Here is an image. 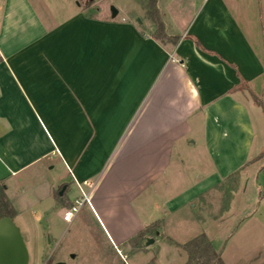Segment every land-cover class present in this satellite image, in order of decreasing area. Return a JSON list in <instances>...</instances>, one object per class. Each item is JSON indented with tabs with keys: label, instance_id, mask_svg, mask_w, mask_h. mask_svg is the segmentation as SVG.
I'll return each instance as SVG.
<instances>
[{
	"label": "crops",
	"instance_id": "0c3cea01",
	"mask_svg": "<svg viewBox=\"0 0 264 264\" xmlns=\"http://www.w3.org/2000/svg\"><path fill=\"white\" fill-rule=\"evenodd\" d=\"M74 1L0 0L5 192L15 177L58 166L70 180L57 187L89 182L82 206L118 258L157 221L140 249L148 237L181 244L167 236L166 217L202 231L195 202L253 159L247 101L264 91V45L240 0H158L174 44L152 38L138 17L94 15ZM56 183L49 195L65 209L80 193L61 205Z\"/></svg>",
	"mask_w": 264,
	"mask_h": 264
},
{
	"label": "rangeland",
	"instance_id": "374dc122",
	"mask_svg": "<svg viewBox=\"0 0 264 264\" xmlns=\"http://www.w3.org/2000/svg\"><path fill=\"white\" fill-rule=\"evenodd\" d=\"M240 2L243 3L241 5L245 16L250 14L252 36H257L264 45V0ZM49 3L54 5L55 2L50 0ZM74 4H79L94 15H99L102 10L109 14L110 6H113L119 10L118 17L126 15L135 23V18L138 17L141 28L149 34L153 32V24L146 16L140 0H75ZM157 8L159 10L158 0ZM159 12L164 22L162 13L160 10ZM165 32L164 37L158 40L164 44H174L171 36ZM247 102L255 131L250 154L253 159L248 161L250 164L209 191L201 201L195 202L197 206L192 208L191 219L203 222L202 231H196L195 224L190 219L187 221L182 218V215L176 216L177 218L166 217L167 236L182 244L203 232L217 250L224 246L227 264L264 263V116L260 106L250 97ZM32 172H26L24 175L32 177L24 176L22 182L18 181V177L12 179L6 192L18 211L12 219L19 227L27 247L28 264H183L186 260L181 247L159 237L145 251L140 249V243L131 244L127 250L118 251V258L86 204L70 223L62 221L64 208L54 205L48 185L52 180L57 182L55 187L61 182H68L70 178L65 171L55 166L53 169L37 167ZM59 187L57 188L61 190L62 184ZM76 194L79 191L69 185L65 196L71 199ZM177 223L180 224L178 227L175 225ZM148 235L154 236V230ZM120 254L126 259V263Z\"/></svg>",
	"mask_w": 264,
	"mask_h": 264
},
{
	"label": "trees",
	"instance_id": "16d2710c",
	"mask_svg": "<svg viewBox=\"0 0 264 264\" xmlns=\"http://www.w3.org/2000/svg\"><path fill=\"white\" fill-rule=\"evenodd\" d=\"M91 1V0H90ZM142 8L145 10L146 16L149 18L153 24V32L149 35L159 41L158 39L164 37L166 34L165 25L162 20L161 14L157 8V0H140ZM170 39L175 43L178 39L176 36H171ZM160 42V41H159ZM244 81L242 80L241 83ZM251 98L255 104L260 106L261 111L264 116V91L260 96L254 95L252 93ZM264 154V149L262 150ZM61 188V186L59 187ZM54 198L61 205H67V198L65 196V188L62 193L59 194V189L54 190ZM9 215L13 217L15 215V209L12 206L10 200L8 199L5 192V184L0 180V218ZM159 222H154L145 229L139 231L131 238V242L135 245L140 243L141 238L146 233H151L152 230L155 232L156 225ZM177 246L181 247L185 254L186 260L183 264H225L221 258V250H217L213 247L211 240L206 236L205 233L201 232L196 236L192 237L188 241L182 244L175 243ZM46 264H50L47 262ZM264 264V263H262Z\"/></svg>",
	"mask_w": 264,
	"mask_h": 264
},
{
	"label": "water",
	"instance_id": "95a60500",
	"mask_svg": "<svg viewBox=\"0 0 264 264\" xmlns=\"http://www.w3.org/2000/svg\"><path fill=\"white\" fill-rule=\"evenodd\" d=\"M110 13L115 16L117 9L110 6ZM64 188L65 185L59 190V194ZM152 241L153 239L148 237L145 245ZM0 264H28V251L23 236L9 215L0 218ZM55 264H62V262H55Z\"/></svg>",
	"mask_w": 264,
	"mask_h": 264
},
{
	"label": "built area",
	"instance_id": "2783aa9c",
	"mask_svg": "<svg viewBox=\"0 0 264 264\" xmlns=\"http://www.w3.org/2000/svg\"><path fill=\"white\" fill-rule=\"evenodd\" d=\"M76 186L79 189L80 195L72 199L70 204L64 209L62 213V219L66 222H70L74 215L78 212L79 208L84 204L88 203V194L84 191L83 187L88 186L89 182L86 180L75 181ZM123 261L126 263V259L120 254ZM127 264V263H126Z\"/></svg>",
	"mask_w": 264,
	"mask_h": 264
}]
</instances>
